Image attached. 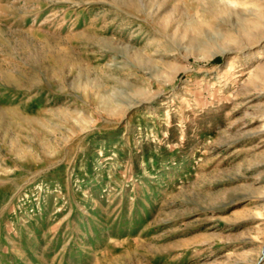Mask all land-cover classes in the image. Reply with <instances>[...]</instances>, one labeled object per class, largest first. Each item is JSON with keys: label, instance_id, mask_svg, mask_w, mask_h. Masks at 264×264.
<instances>
[{"label": "rangeland", "instance_id": "obj_1", "mask_svg": "<svg viewBox=\"0 0 264 264\" xmlns=\"http://www.w3.org/2000/svg\"><path fill=\"white\" fill-rule=\"evenodd\" d=\"M0 264H264V0H0Z\"/></svg>", "mask_w": 264, "mask_h": 264}]
</instances>
